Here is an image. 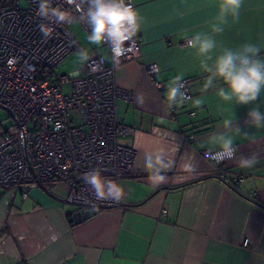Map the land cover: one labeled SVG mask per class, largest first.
<instances>
[{
	"label": "crops",
	"instance_id": "0c3cea01",
	"mask_svg": "<svg viewBox=\"0 0 264 264\" xmlns=\"http://www.w3.org/2000/svg\"><path fill=\"white\" fill-rule=\"evenodd\" d=\"M131 1L140 18V55L115 74L120 87L134 92L132 101L116 103L122 123L132 128L120 142L136 150L134 173L117 180L122 207L78 221L62 186H36L26 197L0 187V264H264V129L247 122L251 108L264 112V92L253 104L233 106L214 89L204 92L208 73L201 58L181 44L185 32L211 31L221 0ZM216 39L230 47L251 42L264 49V0H245L239 21L230 19ZM105 58L110 63L108 52ZM152 62L164 89L146 72ZM181 74L189 79L190 98L169 107L168 82ZM198 97L204 100L200 107L194 106ZM230 117L249 137L233 134L238 151L222 164L225 183L210 177L217 168L204 151ZM190 132L192 141L186 139ZM253 154L254 168L238 165L241 155ZM146 156L172 165L163 172L165 182L149 180ZM186 164L195 171H186Z\"/></svg>",
	"mask_w": 264,
	"mask_h": 264
},
{
	"label": "built area",
	"instance_id": "2783aa9c",
	"mask_svg": "<svg viewBox=\"0 0 264 264\" xmlns=\"http://www.w3.org/2000/svg\"><path fill=\"white\" fill-rule=\"evenodd\" d=\"M21 1L0 4V106L13 118L11 127L0 132V187L26 197L36 186H62L65 200L76 205L73 220L86 211L95 214L121 208L122 197L119 201L98 199L84 175L98 169L102 180L117 184L119 178L134 173L136 150L120 142L132 128L122 123L116 105L118 99L132 101L134 92L120 87L115 74L118 66L140 55L138 38L135 35L126 44L130 50L118 58L103 44L110 63L91 50L79 69L57 74L60 61L83 50L69 26L75 22L89 32L88 26L80 22L76 6L65 0H51V8L69 14L59 23L52 16L38 14L39 0H24V5ZM78 3L86 10L82 0ZM41 25L50 31L48 37L42 34ZM146 72L156 88L164 89L156 77L159 67L155 62L146 66ZM188 80L183 78L184 102L190 98ZM194 138L193 132L186 136L188 141ZM210 161L216 174L224 178L222 164L227 160ZM241 178L236 176L234 184ZM243 244L248 245L247 241Z\"/></svg>",
	"mask_w": 264,
	"mask_h": 264
},
{
	"label": "clouds",
	"instance_id": "9594fccd",
	"mask_svg": "<svg viewBox=\"0 0 264 264\" xmlns=\"http://www.w3.org/2000/svg\"><path fill=\"white\" fill-rule=\"evenodd\" d=\"M75 5L81 12L80 22L88 26V42L94 45L107 44L110 46L114 58H118L129 51L126 44L131 42L140 30V18L131 0H82L86 10L81 9L78 0H65ZM51 0H39L38 14L47 18L52 16L56 22H65L68 12L62 8H51ZM245 0H221L219 12L215 22L211 24L210 32H196L189 36L182 34L189 48L196 50L200 57V66L208 75L205 77L202 89L207 92L214 89L216 95L229 105L253 104L264 92V56L262 47L258 44L245 42L236 47L225 45L216 39L222 35L229 25L238 22ZM41 32L45 37L50 31L41 25ZM87 59V56H83ZM12 62L10 61V64ZM183 75H177L168 82L165 93L168 106L182 104L186 98ZM204 100L200 97L194 100V106L200 107ZM248 124L255 129H264V112L253 107L248 112ZM249 137L241 133L236 126L234 117L224 118L219 130L212 134L206 146L205 156L209 160L220 163L224 160L236 159L238 146L234 142V135ZM205 145H202V147ZM159 163L160 166H157ZM174 163V161H173ZM237 163L242 168H254L257 163L255 154L241 155ZM171 164L163 160L154 161L151 156L145 157V170L149 173V180L154 183H163L167 177L164 171L170 170ZM186 171H195L191 164L183 165ZM85 183L94 190L98 199L112 198L119 201L123 195V188L112 181H104L100 171L94 169L84 175ZM106 189V190H105Z\"/></svg>",
	"mask_w": 264,
	"mask_h": 264
},
{
	"label": "rangeland",
	"instance_id": "374dc122",
	"mask_svg": "<svg viewBox=\"0 0 264 264\" xmlns=\"http://www.w3.org/2000/svg\"><path fill=\"white\" fill-rule=\"evenodd\" d=\"M12 0L8 1L11 3ZM21 4L24 5V0L21 1ZM69 31L74 35L77 39L83 50L81 52L74 51L68 56H66L62 61H60L55 68V72L57 74H70L73 73L75 70L79 69L80 65L87 62L89 59V52L94 50L103 54L107 57V50L103 44L97 46L94 44H90L88 42L87 36L88 32L83 30L80 25L74 23L69 26ZM83 56H87V59H83ZM13 124V118L5 108L0 106V132L4 130H8L11 125Z\"/></svg>",
	"mask_w": 264,
	"mask_h": 264
},
{
	"label": "water",
	"instance_id": "95a60500",
	"mask_svg": "<svg viewBox=\"0 0 264 264\" xmlns=\"http://www.w3.org/2000/svg\"><path fill=\"white\" fill-rule=\"evenodd\" d=\"M92 214L90 211H86L83 215H78L77 220L80 221L81 219H86L90 217Z\"/></svg>",
	"mask_w": 264,
	"mask_h": 264
},
{
	"label": "trees",
	"instance_id": "16d2710c",
	"mask_svg": "<svg viewBox=\"0 0 264 264\" xmlns=\"http://www.w3.org/2000/svg\"><path fill=\"white\" fill-rule=\"evenodd\" d=\"M8 1H10V0H0V4H5V3H7ZM210 177L217 178V179H219L220 181H222V182H225V183H226L225 179H224V178H221V177H219L217 174H216V175H212V176H210ZM227 184H228V183H227Z\"/></svg>",
	"mask_w": 264,
	"mask_h": 264
}]
</instances>
